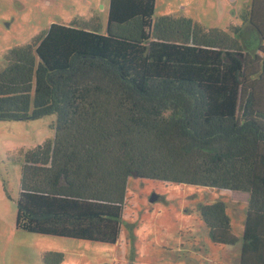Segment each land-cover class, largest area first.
<instances>
[{
	"label": "trees",
	"instance_id": "1",
	"mask_svg": "<svg viewBox=\"0 0 264 264\" xmlns=\"http://www.w3.org/2000/svg\"><path fill=\"white\" fill-rule=\"evenodd\" d=\"M155 7L110 0L105 34L52 24L5 55L0 122L55 117L25 154L17 229L116 245L131 178L246 194L264 216V0L227 30ZM199 215L238 244L225 200Z\"/></svg>",
	"mask_w": 264,
	"mask_h": 264
},
{
	"label": "rangeland",
	"instance_id": "2",
	"mask_svg": "<svg viewBox=\"0 0 264 264\" xmlns=\"http://www.w3.org/2000/svg\"><path fill=\"white\" fill-rule=\"evenodd\" d=\"M252 0H155L154 20L191 19L208 29L241 25ZM110 0H0V72L4 57L44 34L52 24L96 26L105 34ZM54 116L0 122V264H262L264 222L243 224L247 196L190 185L131 178L116 245L40 236L17 229V200L25 154L53 140ZM157 196L151 202L152 196ZM223 199L228 205L234 247L214 246L199 209ZM252 232V234H251ZM258 239L253 243V238ZM254 250L247 251V245Z\"/></svg>",
	"mask_w": 264,
	"mask_h": 264
},
{
	"label": "crops",
	"instance_id": "3",
	"mask_svg": "<svg viewBox=\"0 0 264 264\" xmlns=\"http://www.w3.org/2000/svg\"><path fill=\"white\" fill-rule=\"evenodd\" d=\"M243 195L247 196L246 194H243ZM247 201H248V196L246 198V203H247ZM243 216L245 217L243 219V222L244 223H241L240 225L242 226V224H243L244 234H245V238H246L247 236H249V233L247 232V229L252 224V222L253 221H256V220H259V221L264 222V216L263 215L254 214V213H251V212H247V211L246 212L244 211V215H242V217ZM251 234H252V232H251ZM252 238H253L252 239L253 240V243H257L258 239H256L255 237H252ZM247 249H248L247 251H249V252L252 251V250H254V245H252V244L250 246L247 245ZM263 255H264V249H263ZM262 263L264 264V260H262Z\"/></svg>",
	"mask_w": 264,
	"mask_h": 264
},
{
	"label": "water",
	"instance_id": "4",
	"mask_svg": "<svg viewBox=\"0 0 264 264\" xmlns=\"http://www.w3.org/2000/svg\"><path fill=\"white\" fill-rule=\"evenodd\" d=\"M156 199H157V196L154 195V196L151 197L150 201H151V202H155Z\"/></svg>",
	"mask_w": 264,
	"mask_h": 264
}]
</instances>
